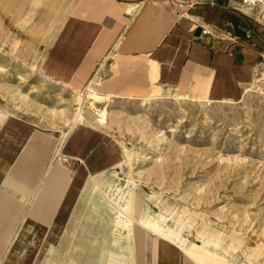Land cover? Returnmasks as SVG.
<instances>
[{
  "label": "crops",
  "instance_id": "crops-1",
  "mask_svg": "<svg viewBox=\"0 0 264 264\" xmlns=\"http://www.w3.org/2000/svg\"><path fill=\"white\" fill-rule=\"evenodd\" d=\"M236 2H183L187 10L177 11L166 0H65L69 13L52 30L42 70L56 84L81 82L111 53L152 80L189 81L205 85L212 100H235L262 55L244 38L238 11L263 22L262 7ZM0 109V264H52V256L58 264L76 243L75 264H112L100 259V249L110 245L113 210L92 202V174L113 167L121 147L86 123L56 134L18 115L21 108ZM146 248L143 262L136 247V264H193L167 241Z\"/></svg>",
  "mask_w": 264,
  "mask_h": 264
},
{
  "label": "rangeland",
  "instance_id": "rangeland-1",
  "mask_svg": "<svg viewBox=\"0 0 264 264\" xmlns=\"http://www.w3.org/2000/svg\"><path fill=\"white\" fill-rule=\"evenodd\" d=\"M64 1L0 0V105L21 108L18 115L37 119L42 128L56 134L64 129V134L66 125H73L68 118L78 106L77 93L93 79L97 90L119 96L95 103L112 119L109 128L95 129L115 141L123 139L125 149L136 152L129 161L121 151L124 160L106 169L107 177L120 181L129 172L140 191L138 201L149 194L155 211H184L179 219L188 215L191 225L184 233L189 241L199 242L203 229L209 228V233L217 228L224 241L240 237L234 252L253 249V264H264V23L237 10L240 24L248 29L244 38L262 54L239 98L225 102L203 97L179 103L175 94L181 91L208 97L207 90L184 81L170 99L148 101L142 98L153 89L173 84L160 75L152 80L143 69L128 66L111 53L84 81L56 84L45 75L43 49L54 37L53 28L69 13ZM173 2L165 6L187 10ZM112 75L105 87L103 81ZM161 131L164 136L155 152L154 138ZM147 154L151 158L142 163ZM134 233L136 264V247L144 262L146 247L160 239L138 224Z\"/></svg>",
  "mask_w": 264,
  "mask_h": 264
},
{
  "label": "bare ground",
  "instance_id": "bare-ground-1",
  "mask_svg": "<svg viewBox=\"0 0 264 264\" xmlns=\"http://www.w3.org/2000/svg\"><path fill=\"white\" fill-rule=\"evenodd\" d=\"M173 1V4H176V2L182 3L179 0ZM240 6H243V4ZM258 13V18L264 22V8L258 11ZM33 65L34 64L32 63V66ZM175 87L176 86L173 85H166L163 86L161 91L153 89L152 92H149L142 99L148 101L154 99H170L171 96L175 94ZM199 89L207 90L205 85H200ZM246 89L247 87H245V91ZM77 97L78 106L75 107L76 111L68 118V120H72L73 125L75 122H85L93 128L107 129L111 126L112 119L109 112L105 111L102 107L97 108L95 103L104 101L106 98L110 99L112 95L97 90L92 83L89 82L77 93ZM203 97L204 99L206 98L205 100L207 101H212V99L206 97V95L196 93L192 94L181 91L175 94V99L179 103L190 101L195 102L202 100ZM86 101L88 103H86ZM224 101L230 102L231 100ZM4 114L5 111L0 109V119ZM163 136V131L155 136V152L160 150V142L162 141ZM116 142L117 145L122 148V151L125 150V154L130 161L131 157L136 152L127 151L124 147L125 142L123 139H119ZM150 158L151 156L148 154L143 155L142 163H145ZM122 160H124V158L121 154L120 156L113 158L111 161L113 164H120ZM92 177L96 183L92 190V202L96 205L107 206L108 210H113L112 232L109 240L110 245L107 246L105 244L104 248L100 249L103 253V256L100 259H104V261L111 262L112 264H133L132 241L135 237L134 226L135 224H138L142 228L155 234L158 240H164L174 245L179 249V252L183 257L190 260L193 264H253V249L252 251L242 250L241 253L234 252L238 246L237 242L240 243V241H242L240 237L237 236L236 239L231 237L232 239L224 241V235L221 233L222 231L220 232L216 227V230H209V233H207L209 228L203 229V232L200 235L201 240L199 242L189 241L187 234L184 233V230H186V228L188 230L191 225L187 219L188 215L184 217L185 219H179L181 213L184 212L182 210L171 213L168 211H155L150 202L153 196H150L149 194H146L144 198L141 196L140 201H138V194L140 191L129 172L124 174L120 181H108L105 177V170H96L93 172ZM138 202H140L139 205H137ZM152 203H155V201ZM73 237L75 238V236ZM79 247L81 246L77 243L72 244L70 250L67 249L69 254L66 261L58 260V264H75V254L80 252L78 249ZM70 253L72 254L70 255ZM86 258L87 257L84 256V259ZM51 262L52 264L54 263L53 256ZM84 264H87V262L85 261Z\"/></svg>",
  "mask_w": 264,
  "mask_h": 264
},
{
  "label": "built area",
  "instance_id": "built-area-1",
  "mask_svg": "<svg viewBox=\"0 0 264 264\" xmlns=\"http://www.w3.org/2000/svg\"><path fill=\"white\" fill-rule=\"evenodd\" d=\"M179 1H181L182 3L185 2V3L192 4L198 0H179ZM237 2L240 4L250 6V7H263L264 8V0H237Z\"/></svg>",
  "mask_w": 264,
  "mask_h": 264
}]
</instances>
